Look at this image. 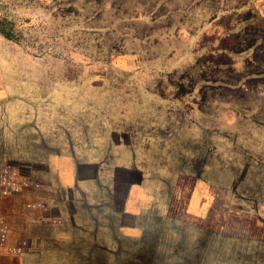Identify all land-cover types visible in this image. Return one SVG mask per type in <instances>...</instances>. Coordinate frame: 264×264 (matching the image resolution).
<instances>
[{
  "label": "rangeland",
  "instance_id": "1",
  "mask_svg": "<svg viewBox=\"0 0 264 264\" xmlns=\"http://www.w3.org/2000/svg\"><path fill=\"white\" fill-rule=\"evenodd\" d=\"M219 46L232 54L215 61L232 68L210 73L197 61ZM255 68L264 71V0H0V91L9 95L1 101L0 264H95L93 237L114 250L121 241L99 229L106 222L81 196L34 187L47 180L36 162L53 145L51 127L59 149L70 152L69 133L81 159L108 129L138 133L136 144L153 138L141 149L172 204L144 218V233L181 254L204 238L202 264H264V247L248 243L262 233L232 215L241 208L264 220V80L238 93L200 84L202 72L235 79ZM196 178L218 202L205 222L184 215ZM52 197L68 202L85 232L31 221ZM222 220L230 221L218 230Z\"/></svg>",
  "mask_w": 264,
  "mask_h": 264
},
{
  "label": "crops",
  "instance_id": "2",
  "mask_svg": "<svg viewBox=\"0 0 264 264\" xmlns=\"http://www.w3.org/2000/svg\"><path fill=\"white\" fill-rule=\"evenodd\" d=\"M6 92H8L6 88L0 91V123L3 119L1 101L9 96ZM50 129L49 140L53 145L44 144L46 145L44 151H37L36 162L44 168L47 180L36 182L34 185L36 189L46 188L52 194L66 191L70 194V200L81 196L87 205V210L94 208L106 222L99 229H112L114 235L121 238H141L145 228L144 218L148 214L157 210H161L164 216L167 214L169 202L162 194L165 186L163 179L153 176L147 160L144 159V148L146 149L153 142V138L147 136L139 139L140 143L136 144L131 140L138 133L120 131L119 128L108 129L99 135L97 143L99 145L83 147L81 155L88 158L81 159L80 153H76L70 142L69 133L68 143L71 150L66 152L59 149L58 135L52 127ZM39 137L41 140L45 138L42 134H39ZM142 140L145 141V145ZM142 145L143 149H141ZM22 154L26 155L20 152L21 158ZM22 184L23 187H33L27 180ZM202 186L203 184L191 194L188 201L187 212L194 217H202L208 209L210 196L206 187L202 191ZM121 188L124 189V198L117 207V189ZM68 206V202L62 198L52 197V200L42 201L36 205V208L33 207L39 216L31 221L51 226L60 223L63 226L69 222L74 231H84L85 229L77 221L78 217L69 216ZM53 210L55 217L48 214ZM63 236L69 238L71 234L64 232Z\"/></svg>",
  "mask_w": 264,
  "mask_h": 264
},
{
  "label": "trees",
  "instance_id": "3",
  "mask_svg": "<svg viewBox=\"0 0 264 264\" xmlns=\"http://www.w3.org/2000/svg\"><path fill=\"white\" fill-rule=\"evenodd\" d=\"M1 33L5 37H7V35L3 31H1ZM252 48L253 47L249 46L247 47V49H244L243 51L240 52L252 50ZM231 54L232 51L228 50L224 46L221 47L219 46L213 49L208 54V56L199 59L197 62L206 63L207 64L206 69L210 70V73H214L217 70H222L223 68H228L230 70L232 68V64L229 65L228 63H217L215 61V58L217 57L222 59H227V58L229 59ZM249 63L251 64V67L256 65L254 61H249ZM202 74L200 76V84L203 86L212 87L219 92H223V91L230 93H235V92L238 93L241 91L250 92L249 87L252 84H256L264 80V71L262 72L261 69L259 68H255L254 70L251 71H246V72L244 71L243 73L234 72L233 74H241L237 76L235 79H232L231 75H228V77L212 78V77H206L204 74L203 75ZM198 180L200 179L198 178L197 180L194 181V183H192L193 185L191 186L190 191L186 196L184 215L185 217L187 216L186 218H188L189 216V218H192L194 220L196 219L200 222H205L204 221L205 218L208 217L210 213L211 215H213V213L216 211L215 207L218 202L216 201V203H214L215 195L213 193V190L206 187L207 194L208 196H210L207 211L202 217H194L189 215V213L187 212V205L191 197V194L194 191H196L199 186L202 185L201 182L200 183L198 182ZM203 189H205L204 185L202 186V191ZM123 198H124V189L123 188L117 189V197H116L117 207L119 206ZM241 198L244 197L241 196ZM171 204L169 205V209L171 207ZM213 204H215V206ZM172 215L175 216V214H172L170 212L169 215H167V218L170 217L174 219ZM232 215L234 217L235 216L243 217L245 215L246 220L249 221L248 228H250L251 230H258L259 232L262 233V237H261L262 239L260 238L259 240L252 241V243H250L251 241L249 239L248 243L252 246L255 245V246L264 247V220L258 219V217L251 215V212L244 211L241 208L236 209V211L233 210ZM229 221L222 220L221 222H216L215 226L217 225L219 228L218 230H221L228 226L227 223ZM213 229L214 228H212L211 232H213ZM203 239L204 238L197 241V245L193 247V249L189 254H181V252L177 247L175 248V250L170 248H166V249L160 248L159 242L161 241V239L159 238V235L156 233L152 234L150 232H145L143 236L139 239L121 238L120 241V239L118 238L117 241H115V246H116L115 250L109 249L106 245L98 243L97 238L93 237V247L90 249L89 252L90 255L88 256V258L90 260H94L95 264H109L108 261H110L111 259L117 260L119 264H202V258L205 256L206 252H209L207 249L208 247L204 245L205 242H203ZM200 241L202 242V244H200ZM241 242L240 245H243L242 244L243 242L242 243ZM123 244L127 245L126 250L122 249ZM243 249H245V246H243Z\"/></svg>",
  "mask_w": 264,
  "mask_h": 264
}]
</instances>
